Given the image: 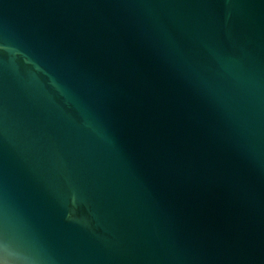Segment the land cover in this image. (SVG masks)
Segmentation results:
<instances>
[{
	"label": "water",
	"instance_id": "water-1",
	"mask_svg": "<svg viewBox=\"0 0 264 264\" xmlns=\"http://www.w3.org/2000/svg\"><path fill=\"white\" fill-rule=\"evenodd\" d=\"M0 264H264V0H0Z\"/></svg>",
	"mask_w": 264,
	"mask_h": 264
}]
</instances>
